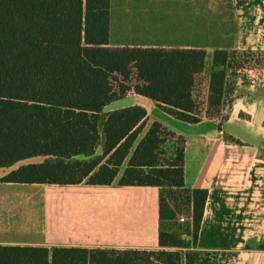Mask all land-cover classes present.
<instances>
[{"label": "trees", "instance_id": "trees-1", "mask_svg": "<svg viewBox=\"0 0 264 264\" xmlns=\"http://www.w3.org/2000/svg\"><path fill=\"white\" fill-rule=\"evenodd\" d=\"M110 7L111 0H0V167L47 157L1 181L110 185L129 158L120 185L160 188V249L0 245V264H218L228 252L199 248L209 192L186 186L184 138L158 121L140 138L148 119L142 106L104 109L113 81L121 99L135 75L139 93L198 123L231 106L235 68L251 53L217 49L208 69L205 49L114 48Z\"/></svg>", "mask_w": 264, "mask_h": 264}, {"label": "crops", "instance_id": "crops-1", "mask_svg": "<svg viewBox=\"0 0 264 264\" xmlns=\"http://www.w3.org/2000/svg\"><path fill=\"white\" fill-rule=\"evenodd\" d=\"M110 46L259 58V82L238 73L231 106L198 123L173 117L143 93L113 100L104 111L142 106L148 119L140 138L155 121L183 137L186 186L209 192L199 248L238 250L244 264H264V0H111ZM102 153L100 146L96 155ZM128 161L110 185L3 182L19 167H0V245L160 249V188L120 185Z\"/></svg>", "mask_w": 264, "mask_h": 264}, {"label": "rangeland", "instance_id": "rangeland-1", "mask_svg": "<svg viewBox=\"0 0 264 264\" xmlns=\"http://www.w3.org/2000/svg\"><path fill=\"white\" fill-rule=\"evenodd\" d=\"M208 63H209V67H208V69H212V62H211V60L209 59L208 60ZM120 79V78H119ZM200 79H201V82H203V86H202V88H201V92L198 94V95H201V100L203 101V99L205 98L206 99V97H207V93L205 92V81H207V76L204 74V75H202L201 77H200ZM113 83H114V92H113V94H111V99H112V101L113 100H115L114 98H115V96L116 95H118L119 94V85H120V82H119V80L117 81V80H114L113 81ZM127 85H129L133 90H135V92L138 94L139 93V90L141 89H143V84L142 83H140L138 80H137V77L134 75L133 77H132V79H131V81H129L128 83H126ZM205 92V93H204ZM44 158H34V159H29V160H26V161H23V162H20V163H18V164H16L15 165V167L17 168V167H21L22 165H25V164H27V163H33V162H39V161H42ZM179 216H185L186 218H187V220L189 219V216L186 214V212L185 211H181L180 213H179ZM178 216V217H179ZM191 218V217H190ZM186 220V221H187ZM186 221H185V223H186ZM180 222V221H179ZM180 223H182V222H180ZM173 224H175V223H173ZM176 226H178V222H177V224H175ZM180 232H182V231H180ZM264 245V244H263ZM256 245H253V247H255ZM259 246V245H258ZM243 251H245V250H243ZM244 253H246V252H244ZM241 254V252L240 251H238V250H233V251H228L227 253H226V255L224 256H219V258H217L218 260V264H244V263H246V259L244 258L245 256H243V255H240ZM246 255V254H245ZM251 258H252V260H251V262L252 263H257L258 261H257V259H255V258H257V257H259V256H257V255H254V254H252L251 256H250Z\"/></svg>", "mask_w": 264, "mask_h": 264}, {"label": "built area", "instance_id": "built-area-1", "mask_svg": "<svg viewBox=\"0 0 264 264\" xmlns=\"http://www.w3.org/2000/svg\"><path fill=\"white\" fill-rule=\"evenodd\" d=\"M239 63L242 64L240 68H235L237 73H244L245 71H248V81L252 84H256L260 80V75L258 74L259 68L261 63L259 62L258 57L248 56V57H241L239 58ZM233 70H230L229 72H232ZM254 72V73H253ZM132 93H135L134 90H130L127 92L126 95H130ZM180 222H185L187 218L185 216H179L178 219Z\"/></svg>", "mask_w": 264, "mask_h": 264}]
</instances>
